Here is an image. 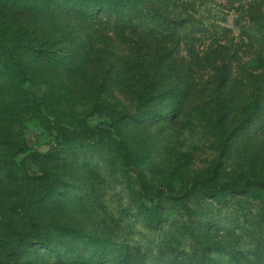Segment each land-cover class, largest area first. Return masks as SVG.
I'll use <instances>...</instances> for the list:
<instances>
[{"label":"trees","instance_id":"obj_1","mask_svg":"<svg viewBox=\"0 0 264 264\" xmlns=\"http://www.w3.org/2000/svg\"><path fill=\"white\" fill-rule=\"evenodd\" d=\"M259 1L257 5L253 3L251 8L254 7L249 11V21L254 24L249 28L250 35L246 37L247 41L255 40L258 45L259 41L264 43V12L259 13L264 0ZM179 2L180 0H0V146L7 151L10 162L26 151L20 135L23 130L20 123L22 117H33L41 127L52 129L55 132L54 146L45 154L34 153V156L46 163L61 162L66 165L63 171L69 178L64 180L74 191L71 189L57 194L65 199L61 209L66 207V203L81 211H85V208L91 219L92 216L103 214L102 203L98 202V190H107L117 185L118 180L121 181L122 190L127 194L125 201L121 200L116 207L115 220L111 222L103 216L105 223L107 220L108 224H113L112 236L80 234L66 230V227L61 228L65 237L80 234L84 235L82 238L95 239L98 243L97 252L101 251V247L106 248L107 252L115 247L117 254L111 264H129V261L138 264L139 257L152 252L156 255L154 260H157V264H165L168 256L173 257L174 261L188 257L198 264H264L262 206L261 211H258L261 212V230L251 231L249 237L256 243L243 252L246 258H241L235 239L237 231L239 234L245 231L242 226H235L233 231L226 223L214 222L207 215H203L201 219L196 216V210L203 200L218 199L220 194L215 192L216 189L225 188L230 193H242L245 197H259L264 194V179L250 178L240 187L215 184L212 188L209 186L212 183L208 180L198 181L192 177L182 179L174 173L183 162L189 161L187 156L181 155L180 150L197 130L200 132L204 129L209 141H216L214 131L209 129L222 130L224 119H221V114L225 109L219 103L221 97L228 92L225 87L235 84L234 80H237L223 64V59L216 58L213 64H223L222 68L212 67L215 74L212 72L209 78L213 77L218 85L211 88L206 84V88L200 86L199 91L195 76L191 74L192 70L188 69L186 75L179 74L168 60L171 53L164 49L161 54L151 55V51L177 44L181 33H194L191 29L193 24L188 29L183 28L188 20L177 18L179 22H176L165 15L169 13V8L175 9ZM71 17L82 18L86 23L96 18L114 21L115 33L121 34L126 42V56L130 55L122 61L127 67H135V63L142 65L150 57V70L146 72L148 75L145 74L146 69H140L138 74L142 84L136 87L139 90L134 93L135 107L122 108L116 116L113 114L109 117L112 120L109 127L115 133L114 136L105 129H91L83 120L85 116L76 114L70 107L71 96H64L71 81L79 82L87 75L91 76L88 79L91 83L95 79L92 68L90 70L94 62L89 53L92 46L88 47L80 42L73 27L67 24ZM196 60L197 55H194V61ZM181 64L178 66L182 68ZM262 65L264 71V64ZM110 68H113L112 63H108L106 70ZM258 77L259 75L251 76V79L257 78L259 81L261 77ZM34 85L44 89L39 96L33 93ZM256 89L259 93L260 87ZM198 92L199 101L196 95ZM160 100L170 102L171 112L162 114L159 118L149 109L153 101ZM204 101L210 105L205 106ZM75 103L78 104L76 101ZM201 103L203 107H200ZM254 105L257 103L254 102ZM164 122L168 126L179 124L181 128L179 126V130L173 135H178L179 138L181 135L185 136L181 144L176 146L175 152L172 147L174 143L180 142L177 136L161 130L163 136L161 143L157 145L150 142L153 134L146 137V140L141 135L146 124ZM131 170L137 177V190L131 189L125 182ZM49 173L52 171L49 170ZM48 178L50 182L48 179L49 184L42 194L25 203V206H41L44 201L54 200L56 192L53 183L57 182L50 176ZM174 182L181 185L177 194L172 190ZM229 182L233 184V181ZM170 203L180 207L177 210H167ZM174 211L177 212L176 218L171 214ZM246 219H243L242 224L246 223ZM99 220L102 221L100 218ZM30 223L31 227L39 231L40 222L33 220ZM256 226L255 224L254 227ZM140 230L150 235L146 234L147 238L144 234L139 236ZM120 232L121 239H118ZM217 232H224L223 237L230 239L227 246H218L212 240ZM135 236L140 239L145 237V243H142L146 244L145 251L136 245L140 242ZM51 240L47 241V237L43 236L44 245ZM14 245L15 248L22 247L26 245V241L16 237ZM103 252L105 256L108 255L104 249ZM215 252L220 255L226 253L227 260L221 262L220 259L213 258L211 255ZM248 256L252 258L249 259ZM105 263L106 261L101 262Z\"/></svg>","mask_w":264,"mask_h":264},{"label":"rangeland","instance_id":"obj_2","mask_svg":"<svg viewBox=\"0 0 264 264\" xmlns=\"http://www.w3.org/2000/svg\"><path fill=\"white\" fill-rule=\"evenodd\" d=\"M253 3L257 5L260 1L180 0L175 9L169 8L167 10L169 13L165 14L170 20L176 22H179L177 18L188 20L187 24H183V28L188 29L193 24L191 29L194 33L183 35L181 33L177 44H169L165 48L151 51L152 56L161 54V50L164 51V49L171 53L172 56L168 60L179 74L186 75L188 69L192 70L191 74L195 76L199 91L200 86L206 88V84H209L211 88L218 85L213 77L209 78L213 72L212 67L221 69V65L225 64L231 70L232 76L237 79L234 80L235 84L231 83L225 87L228 92L221 97L219 103L221 106L224 105L222 108L225 109V112L221 114V119H224L223 132L219 128L209 129L211 132L214 131L216 141L214 139L210 142L205 130L201 129L200 132L197 130L180 150L182 156L189 158L188 162H183L174 171L175 176L182 179L192 177L198 181L208 180L212 183L209 185L212 188L216 186L215 184L240 187L250 178L264 179V76H262L264 71L261 67L264 64V43L259 41L258 45L255 40L251 42L246 38L250 35V26L254 24L249 21L251 15L249 11L253 9L254 6L251 8ZM159 4L163 6L161 2ZM263 12L264 6L259 10V13L263 14ZM86 22L79 17H71L67 20V24L73 27L80 42L85 46H92V51L89 53L94 62L90 70L92 68L95 79L91 83L92 81L88 80L91 76L87 75L86 78L78 80L79 82L71 81L72 83L70 82L66 87L64 96L66 97V94L71 96L70 107L76 114L85 116L83 120L91 129H105L114 136L115 133L109 127L112 124L109 117L113 114L116 116L122 108H131L136 104L134 93L139 90L136 87L142 84L138 74L140 69H146L145 74L150 70V57L145 59L142 65L135 63V67H127V64L122 61L124 57L129 58L130 55L126 56V42L121 34L115 33L114 21L108 22L104 18H96L90 20V23ZM197 30L198 33H195ZM194 55H197L196 61H194ZM216 58H222L223 64L218 62L213 64ZM108 63H112L113 68L107 71ZM178 64H181L182 68ZM106 71L107 74L103 75ZM258 75V78H262L259 79L260 82L257 78L251 79V76ZM259 87L258 93L256 88ZM32 89L37 96L44 91L43 87L36 85ZM196 95L199 101V92ZM254 102L257 105H254ZM151 104L149 111H154L159 118L162 114L171 112L168 100L153 101ZM204 105L207 106L210 103L204 101ZM200 107H203V103ZM132 110L133 108L129 110V113ZM201 118L202 116L199 118L200 122ZM20 123L23 127L20 132L21 140L26 151L15 156L10 162L7 151L0 146V264H101L102 261H106L105 264H111L110 262L117 254L115 247L113 250H108L109 252L101 247V251L97 252V241L82 238L84 235L80 234L112 236L113 224H108L107 220L105 223L103 216L110 221L115 220L116 207L121 200L125 201L127 194L122 190L121 181L118 180L117 185L107 190L102 188L98 190L100 192L98 202L102 203L103 209V214L99 216H92L91 219L90 214L85 212L87 211L85 208V211L79 208L74 209L69 203H66V207L62 210L65 199L57 194L72 189L64 180L69 178L63 171L66 165L61 162L46 163L45 160L34 156V153L45 154L54 146L55 132L41 127L39 121L33 117H22ZM179 126L176 123L168 126L166 122L146 124L145 131L142 129L141 135L143 134L146 140V137H151L153 134L154 138L152 137L150 142L157 145L161 143L163 136L160 133L161 130L169 135L177 136L180 142L174 143L172 150L175 152L176 146L180 145L185 138L182 135L181 138L173 135L179 130ZM89 157L91 156H87ZM49 170L52 173H49ZM48 176L57 182L53 183L56 192L53 196L54 200L44 201L41 206H38L39 204L25 206V203L42 194L50 182ZM229 181H233V184ZM125 182L131 189L137 190V177L133 170L127 174ZM180 189L181 185L174 182L172 187L174 193L177 194ZM216 190L215 192L220 194L218 199L203 200L200 208L196 210V216L201 219L203 215H207L214 222L226 223L231 230L235 226H242L245 231L242 234L237 231L235 239L238 243V251L242 254L241 258H246L243 252L255 242L249 237L251 231L261 230L259 227L261 212L258 211H261L262 206L264 212V194L259 197L254 195L245 197L242 193H230V190L225 188ZM179 207L180 205L176 207L175 204L170 203L167 210H177ZM171 214L177 217L176 211ZM244 218H247L246 223L242 224ZM232 219L235 221L232 222ZM33 220L40 222L39 231L31 227L30 221ZM255 224L256 227H254ZM63 227L80 234L65 237V232L61 229ZM139 232V236L150 235L145 231ZM204 234L207 235L206 232ZM44 235L47 241L52 239L45 245ZM223 236L224 232L223 234L217 232L212 240L218 246H227L230 239ZM16 237L24 239L26 245L15 248ZM135 238L140 242L136 244L139 245V249L145 251L146 244H142L145 243V237L140 239L135 236ZM118 239H121V232ZM261 239L264 241V235ZM257 240L259 241L258 238ZM103 249L106 254L108 253L107 256L104 255ZM185 252L189 254L187 250ZM211 256L220 259L221 262L227 260L226 253L220 255L215 252ZM155 258L156 255L152 252L139 257L137 262L138 264H157ZM247 258L251 259L252 256ZM177 263L198 264L188 257H181L179 261H174L171 256L166 258L165 264ZM129 264L137 263L129 261Z\"/></svg>","mask_w":264,"mask_h":264}]
</instances>
